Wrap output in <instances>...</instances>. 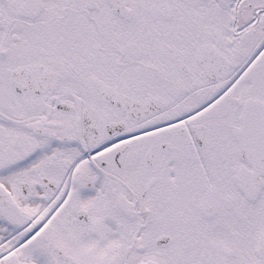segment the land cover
Masks as SVG:
<instances>
[{
    "label": "snow or ice",
    "instance_id": "6c2138e0",
    "mask_svg": "<svg viewBox=\"0 0 264 264\" xmlns=\"http://www.w3.org/2000/svg\"><path fill=\"white\" fill-rule=\"evenodd\" d=\"M0 264H264V0H0Z\"/></svg>",
    "mask_w": 264,
    "mask_h": 264
}]
</instances>
